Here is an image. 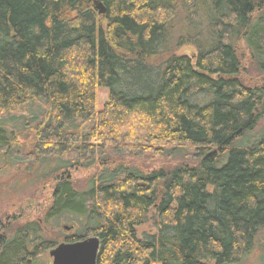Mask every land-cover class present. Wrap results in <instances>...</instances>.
Segmentation results:
<instances>
[{
  "label": "trees",
  "instance_id": "1",
  "mask_svg": "<svg viewBox=\"0 0 264 264\" xmlns=\"http://www.w3.org/2000/svg\"><path fill=\"white\" fill-rule=\"evenodd\" d=\"M100 1L0 0V162L37 165L43 222L98 238L97 264H240L264 232V0ZM57 244L20 224L0 264Z\"/></svg>",
  "mask_w": 264,
  "mask_h": 264
},
{
  "label": "rangeland",
  "instance_id": "2",
  "mask_svg": "<svg viewBox=\"0 0 264 264\" xmlns=\"http://www.w3.org/2000/svg\"><path fill=\"white\" fill-rule=\"evenodd\" d=\"M94 1V0H93ZM98 1V0H97ZM198 23V22H193ZM195 34V33H193ZM192 37V33L188 35ZM208 37L206 31L202 30L200 33V38L205 39ZM242 54L245 56L244 65L246 64L248 58L247 53L243 46H240ZM197 48L195 46L186 45L175 51L176 55H184L190 58H194L196 55ZM248 77H255V72L252 68L247 69ZM108 97V91L106 89H98L96 96V106L97 110H101L102 106L106 103ZM264 134V117H262L254 131L250 133L248 138L255 139L259 135ZM242 142V141H241ZM18 146L23 147L22 153L29 150V146L25 142L18 140ZM251 142L242 143V145L249 146ZM155 164H151L150 167H157L160 165V158H154L152 160ZM165 162H171L164 160ZM174 162L177 160H173ZM50 162V161H49ZM47 162L42 166V169L47 167H53L56 162ZM138 164V163H137ZM6 163L0 162V237L8 236L14 229L20 224L38 222L45 236L56 240L58 242L57 246L66 243L63 240V236L69 235L68 231L62 229V225L57 223H52L51 225H45L43 222L44 215L49 209L51 203V195L53 192L52 185L45 184L40 179H38L35 171L37 165L29 171L30 162L18 166H6ZM91 170H75L71 172L72 180L75 186L82 188L86 185L87 179L92 175ZM64 226V223H63ZM139 236L142 234H153L154 229L150 223L137 229ZM71 234V233H70ZM56 246V247H57ZM49 251H46L41 256L42 264H52V260L48 255ZM240 264H264V232L257 237V242L251 255L242 261Z\"/></svg>",
  "mask_w": 264,
  "mask_h": 264
},
{
  "label": "water",
  "instance_id": "3",
  "mask_svg": "<svg viewBox=\"0 0 264 264\" xmlns=\"http://www.w3.org/2000/svg\"><path fill=\"white\" fill-rule=\"evenodd\" d=\"M93 6L98 15L105 14V8L100 0H94ZM68 230V228H65ZM100 248L99 239L89 237L85 240L74 243H63L49 250V257L52 264H97V257Z\"/></svg>",
  "mask_w": 264,
  "mask_h": 264
},
{
  "label": "flooded vegetation",
  "instance_id": "4",
  "mask_svg": "<svg viewBox=\"0 0 264 264\" xmlns=\"http://www.w3.org/2000/svg\"><path fill=\"white\" fill-rule=\"evenodd\" d=\"M3 237H4V236H1V237H0V245H1V241H2ZM0 250H1V246H0Z\"/></svg>",
  "mask_w": 264,
  "mask_h": 264
}]
</instances>
